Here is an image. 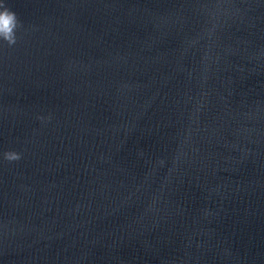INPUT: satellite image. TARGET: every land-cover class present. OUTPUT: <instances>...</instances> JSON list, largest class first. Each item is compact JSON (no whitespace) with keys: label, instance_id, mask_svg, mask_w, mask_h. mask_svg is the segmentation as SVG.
<instances>
[{"label":"water","instance_id":"water-1","mask_svg":"<svg viewBox=\"0 0 264 264\" xmlns=\"http://www.w3.org/2000/svg\"><path fill=\"white\" fill-rule=\"evenodd\" d=\"M0 264H264V0H4Z\"/></svg>","mask_w":264,"mask_h":264},{"label":"clouds","instance_id":"clouds-1","mask_svg":"<svg viewBox=\"0 0 264 264\" xmlns=\"http://www.w3.org/2000/svg\"><path fill=\"white\" fill-rule=\"evenodd\" d=\"M17 28L15 13L4 7V0H0V39L14 44V30Z\"/></svg>","mask_w":264,"mask_h":264}]
</instances>
